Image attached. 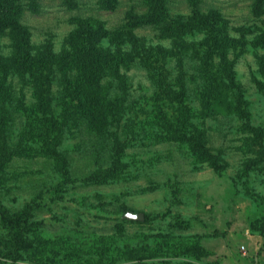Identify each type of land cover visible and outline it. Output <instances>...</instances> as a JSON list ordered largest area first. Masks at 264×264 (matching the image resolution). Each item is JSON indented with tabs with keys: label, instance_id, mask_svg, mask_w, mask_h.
<instances>
[{
	"label": "rangeland",
	"instance_id": "rangeland-1",
	"mask_svg": "<svg viewBox=\"0 0 264 264\" xmlns=\"http://www.w3.org/2000/svg\"><path fill=\"white\" fill-rule=\"evenodd\" d=\"M252 3L203 0L201 12L219 10L239 38L244 33L239 26H251L247 51L238 58L236 70L246 87L254 122L261 125H254L259 134H242L243 121L240 126V122L221 123L210 116L205 119V137L211 149L194 152L161 137L160 127H136L135 138L148 142H137L130 148L132 154L123 159L119 174L100 183L85 181L101 164L90 160L85 150L71 149L70 170L78 179L68 183L54 170V165L66 161L38 154L14 158L8 167L14 177L0 189V200L15 210L30 205L31 219L37 224L34 233L28 232V242L20 246H13L16 242L11 234L0 227V264H264V147L257 142L264 140V95L252 80V74L260 72L256 53L264 54V47L254 42L260 33L255 25L264 27V11L255 14ZM170 4L178 25L192 21L187 0H171ZM40 7L41 12L26 11L19 19L30 41L31 58L13 46L14 36L0 34L3 71L14 70L16 61L23 60L12 83L28 90L26 103L36 98V86L25 79L68 69L56 56L57 61L45 63L42 54L47 49L40 45L44 41H50L63 56L77 45L84 52L93 36L95 44L111 46L112 54L122 58L139 41L174 45L173 35L179 27H171L174 22L164 31L151 25L128 27L130 17L147 11L144 0H119L114 8L104 7L100 0H80L79 8L73 10L61 0H41ZM90 23L96 25L94 30ZM96 27H101V36ZM78 30L81 36L71 37ZM170 57L169 67L178 70L177 58ZM121 67L144 96L138 104L148 109L153 86L144 69L131 64ZM9 81L8 77L6 84ZM48 83L43 78L38 85ZM52 85L59 86L56 81ZM80 132L74 137L66 135L64 144L73 146L82 137L86 139ZM35 140L38 143L33 146L41 149L39 136ZM82 143L90 147L89 141ZM58 177L63 179L57 185ZM129 212H142L144 219L131 218Z\"/></svg>",
	"mask_w": 264,
	"mask_h": 264
},
{
	"label": "trees",
	"instance_id": "trees-1",
	"mask_svg": "<svg viewBox=\"0 0 264 264\" xmlns=\"http://www.w3.org/2000/svg\"><path fill=\"white\" fill-rule=\"evenodd\" d=\"M25 1L0 0V34L14 36L13 46L19 52L24 49L27 52L25 56L31 58L30 41L19 19L26 11L41 12V0ZM187 1L193 12L189 17L192 20L190 23H176L177 15L172 13L171 0H144L147 11L130 17L127 22L128 27L134 29L137 25H151L154 30L160 28L162 31L174 22L171 27H179L173 35L174 45L170 47L161 42L139 41L122 58H117L112 54L111 46L95 44V38L91 36L84 52H80L81 47L77 45L60 56L50 41H44L40 45L47 49L42 54L45 63L56 60V56L60 63L64 61L68 69L62 67L60 74H42L25 79L24 82H34L36 86V98L28 103L24 100L28 90L24 89V85L17 89L12 83L13 73L23 60L16 61L14 70L6 71L1 67L5 62L0 61V189L14 177L8 170L14 158L36 154L66 161L59 166L54 165V170L64 177V182L76 181L78 177H72L70 170L71 149L85 150L90 160L101 162L99 168L89 172L85 181L100 183L110 180L123 169V159L132 154L130 148L135 147L137 142H143L135 138L136 127L141 130H146L147 126L160 127L161 137L185 144L194 152L211 149L205 137V119L210 116L221 123L244 124L242 134H259L255 126L261 125L254 122L246 87L238 79L236 70L238 58L247 51L250 39L247 30L251 26H239V30L244 31L243 38L246 36L243 40L233 35L229 20L220 15L219 10L212 8L202 13L203 0ZM118 2L100 0L104 7L110 8ZM61 4L70 10L78 9L80 0H61ZM252 7L255 14L263 12L264 0H253ZM169 18L175 20L168 21ZM90 25L94 30L96 25ZM255 27L260 29L255 45L264 47V27L257 24ZM100 28L96 27L101 36ZM78 33L79 30L73 31L71 37L75 39ZM170 55V58H177L178 70L169 67ZM256 55L257 60H261L258 65L260 72L252 74V80L257 83L258 90L263 89L264 95V54ZM121 64L144 69L153 86L147 97L151 103L148 109L138 104L144 96L137 91L134 80L122 70ZM8 77L10 81L6 84ZM43 78H47V83L51 80L48 86L38 85L42 84ZM55 81L58 87L52 85ZM79 130L81 135L87 136L86 139L82 137L73 146L64 144ZM220 131L224 133L221 128ZM36 136L42 142L41 149L33 146L38 143ZM83 140L89 141L90 147H84ZM145 142L148 141L144 139ZM257 142L264 147L263 139ZM62 179L58 177L57 185ZM31 216L30 205L15 210L0 200V227L11 234L16 242L13 246L28 242V232H35L37 223Z\"/></svg>",
	"mask_w": 264,
	"mask_h": 264
},
{
	"label": "water",
	"instance_id": "water-1",
	"mask_svg": "<svg viewBox=\"0 0 264 264\" xmlns=\"http://www.w3.org/2000/svg\"><path fill=\"white\" fill-rule=\"evenodd\" d=\"M129 217L137 219V220H143L144 219V214L141 213H133V212H129L128 213Z\"/></svg>",
	"mask_w": 264,
	"mask_h": 264
}]
</instances>
